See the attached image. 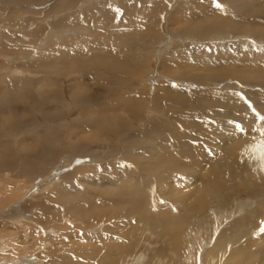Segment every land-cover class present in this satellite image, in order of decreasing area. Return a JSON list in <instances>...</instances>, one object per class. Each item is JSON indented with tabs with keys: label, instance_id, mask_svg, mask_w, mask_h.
Listing matches in <instances>:
<instances>
[{
	"label": "rangeland",
	"instance_id": "rangeland-1",
	"mask_svg": "<svg viewBox=\"0 0 264 264\" xmlns=\"http://www.w3.org/2000/svg\"><path fill=\"white\" fill-rule=\"evenodd\" d=\"M0 167V264H264V0H0Z\"/></svg>",
	"mask_w": 264,
	"mask_h": 264
},
{
	"label": "bare ground",
	"instance_id": "bare-ground-1",
	"mask_svg": "<svg viewBox=\"0 0 264 264\" xmlns=\"http://www.w3.org/2000/svg\"><path fill=\"white\" fill-rule=\"evenodd\" d=\"M240 71V70H239ZM232 117V116H231ZM114 119V118H113ZM112 121V120H111ZM130 121V120H129ZM35 136V135H34ZM34 136H32V137H34ZM108 136V135H107ZM165 136V135H164ZM31 137V138H32ZM212 146V145H211ZM198 147V146H197ZM83 148V147H82ZM21 153H22V155L23 156H27V154H28V149L25 147V146H22L21 148ZM210 151H211V149H210ZM25 154V155H24ZM17 156V155H16ZM64 156V155H63ZM164 156V155H163ZM43 157H45L44 159H49L48 158V156H43ZM63 158V157H62ZM2 161V160H1ZM16 163H15V168H17L18 170H20L21 172H25L26 173V168L24 167L25 166V164H26V162H27V160H26V157H23L22 159H20V161L18 160V156H17V159H16ZM44 161V160H43ZM4 162V161H3ZM47 161H45L44 162V165H48L47 163H46ZM73 162V161H72ZM63 163V162H62ZM61 163V164H62ZM60 164V165H61ZM69 164V163H68ZM3 168L4 167H0V169H2L3 170ZM59 169H61V168H59ZM6 170V169H5ZM56 170V171H55ZM4 171V170H3ZM36 171H38V170H35L34 172H36ZM54 171L55 172H57V171H59V170H57V169H54ZM51 172V171H50ZM52 174V173H51ZM50 174V175H51ZM20 175V174H19ZM49 175V176H50ZM49 176H48V178H49ZM42 178V177H41ZM52 179H56V177H54V176H51L50 177V179H46V182H45V180H44V178L43 179H39V180H37L38 182H36V186L35 187H38L39 189L41 188V189H43V188H45L46 187V184H48V183H50L51 181H52ZM34 181V180H33ZM44 184H43V183ZM50 185V184H49ZM34 186V185H33ZM32 187V186H31ZM29 188V187H28ZM33 189H35L36 190V188H33ZM13 191V190H12ZM31 192V191H30ZM29 193V192H28ZM31 195H32V193H30ZM11 203V202H10ZM96 208V207H95ZM17 208H14V212H15V210H16ZM10 210V209H9ZM4 211V212H6V214H7V216H13V209L11 210V211ZM34 210V209H33ZM1 212H3V211H0V213ZM18 212V211H17ZM15 219V218H14ZM10 221V220H9ZM12 223V222H11ZM1 225V224H0ZM203 225V224H202ZM204 226V225H203ZM39 228V227H38ZM62 228V227H61ZM41 230V229H40ZM38 232V231H37ZM64 232V231H63ZM39 233V232H38ZM21 236V235H20ZM5 239V238H4ZM33 239H36V238H33ZM36 240H38V239H36ZM40 241V240H39ZM191 242V241H190ZM1 243V242H0ZM44 243V242H43ZM40 246V245H39ZM189 246V245H188ZM4 248V247H3ZM2 247H1V244H0V250H2L3 249ZM40 248V247H39ZM4 250V249H3ZM47 252V251H46ZM28 255V254H27ZM39 255V254H38ZM20 258H22V257H20ZM26 258V257H25ZM28 258V257H27ZM17 259V258H16ZM29 260H28V262H26V264H30L31 262V260H30V258H28ZM159 260V259H158ZM17 261H18V263H22L23 264V262H22V260L21 259H17ZM15 264V263H14Z\"/></svg>",
	"mask_w": 264,
	"mask_h": 264
},
{
	"label": "snow or ice",
	"instance_id": "snow-or-ice-1",
	"mask_svg": "<svg viewBox=\"0 0 264 264\" xmlns=\"http://www.w3.org/2000/svg\"><path fill=\"white\" fill-rule=\"evenodd\" d=\"M217 6H219V5H217ZM262 230H264V229H262Z\"/></svg>",
	"mask_w": 264,
	"mask_h": 264
}]
</instances>
